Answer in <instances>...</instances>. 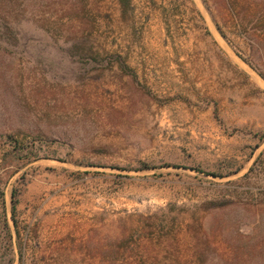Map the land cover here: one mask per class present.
Returning a JSON list of instances; mask_svg holds the SVG:
<instances>
[{
  "label": "rangeland",
  "instance_id": "374dc122",
  "mask_svg": "<svg viewBox=\"0 0 264 264\" xmlns=\"http://www.w3.org/2000/svg\"><path fill=\"white\" fill-rule=\"evenodd\" d=\"M0 264H264V0H0Z\"/></svg>",
  "mask_w": 264,
  "mask_h": 264
},
{
  "label": "trees",
  "instance_id": "16d2710c",
  "mask_svg": "<svg viewBox=\"0 0 264 264\" xmlns=\"http://www.w3.org/2000/svg\"><path fill=\"white\" fill-rule=\"evenodd\" d=\"M12 209H14V206H13V208Z\"/></svg>",
  "mask_w": 264,
  "mask_h": 264
}]
</instances>
